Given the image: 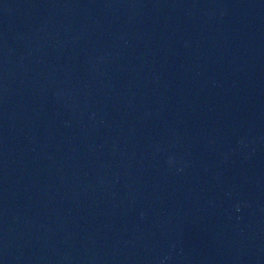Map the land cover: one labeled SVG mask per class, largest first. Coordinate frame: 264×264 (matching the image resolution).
<instances>
[{
	"label": "water",
	"instance_id": "water-1",
	"mask_svg": "<svg viewBox=\"0 0 264 264\" xmlns=\"http://www.w3.org/2000/svg\"><path fill=\"white\" fill-rule=\"evenodd\" d=\"M0 264H264V0H0Z\"/></svg>",
	"mask_w": 264,
	"mask_h": 264
}]
</instances>
